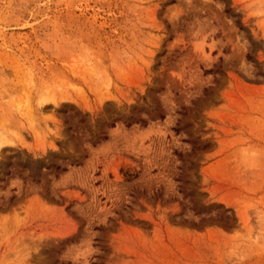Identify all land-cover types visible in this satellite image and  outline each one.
<instances>
[{"label": "rangeland", "instance_id": "1", "mask_svg": "<svg viewBox=\"0 0 264 264\" xmlns=\"http://www.w3.org/2000/svg\"><path fill=\"white\" fill-rule=\"evenodd\" d=\"M1 135L0 264H264V0H0Z\"/></svg>", "mask_w": 264, "mask_h": 264}, {"label": "bare ground", "instance_id": "2", "mask_svg": "<svg viewBox=\"0 0 264 264\" xmlns=\"http://www.w3.org/2000/svg\"><path fill=\"white\" fill-rule=\"evenodd\" d=\"M47 100H48V98H46V97L41 98L40 101H39V106L42 107V106L46 103ZM17 108L19 109V108H20V105H18ZM27 110H28V108H27ZM0 139H1L3 142H8V141H10V140H8V138H6L4 135H1V136H0Z\"/></svg>", "mask_w": 264, "mask_h": 264}]
</instances>
